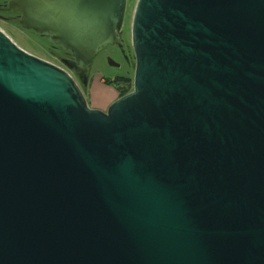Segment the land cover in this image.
Listing matches in <instances>:
<instances>
[{
	"label": "water",
	"instance_id": "obj_1",
	"mask_svg": "<svg viewBox=\"0 0 264 264\" xmlns=\"http://www.w3.org/2000/svg\"><path fill=\"white\" fill-rule=\"evenodd\" d=\"M127 6L9 3L72 59L0 29V264H264V0H137L132 91L92 109Z\"/></svg>",
	"mask_w": 264,
	"mask_h": 264
},
{
	"label": "rangeland",
	"instance_id": "obj_2",
	"mask_svg": "<svg viewBox=\"0 0 264 264\" xmlns=\"http://www.w3.org/2000/svg\"><path fill=\"white\" fill-rule=\"evenodd\" d=\"M3 0H0V5ZM137 0H128L126 25L128 34L131 33L132 17ZM9 12H0V29L27 52L48 62L61 66V63L50 50L52 41L48 37H42L33 30L23 28L17 20H13ZM10 15V16H9ZM113 50H110L112 52ZM117 74H123L115 70L99 57L94 63L88 87L80 83V87L86 97L87 103L92 109L107 110L119 99V88L124 87L122 83L109 85L112 78ZM119 91V92H118Z\"/></svg>",
	"mask_w": 264,
	"mask_h": 264
},
{
	"label": "flooded vegetation",
	"instance_id": "obj_3",
	"mask_svg": "<svg viewBox=\"0 0 264 264\" xmlns=\"http://www.w3.org/2000/svg\"><path fill=\"white\" fill-rule=\"evenodd\" d=\"M11 0H3V3L0 5V12H9L11 13V17L13 20H17L20 23L21 17L16 15L11 9H9V3ZM9 15V16H10ZM40 35V34H39ZM42 37H48L51 41V37L49 35H40ZM122 45L123 50H121L118 47H108L103 52H101L95 59L94 63L98 60L99 57H103L105 59V62H107L108 56L113 58L115 60L113 65H120V68L112 67L115 70L122 71L123 74H117L112 78L113 83H119L120 80H127L129 81V85H131V91L133 88V75L134 71L132 69V65L134 64L135 57L134 52L132 49V40H131V33L128 34L127 32V25L125 22L124 28H123V37H122ZM110 50H113L110 52ZM53 54L56 55V58L59 60L62 64V60L64 59H72V55L70 52L66 51L63 47L57 46L52 41V49L50 50ZM94 65V64H93ZM109 65V64H108ZM120 98V93H119ZM104 112H107V110H103Z\"/></svg>",
	"mask_w": 264,
	"mask_h": 264
},
{
	"label": "trees",
	"instance_id": "obj_4",
	"mask_svg": "<svg viewBox=\"0 0 264 264\" xmlns=\"http://www.w3.org/2000/svg\"><path fill=\"white\" fill-rule=\"evenodd\" d=\"M119 83H122L123 86H124L122 88H119L120 92L119 91L118 92L120 93V97H122V96H124V95H126V94L131 92V85H129V81L123 79V80H120ZM112 84H114V83L110 82L109 85H112Z\"/></svg>",
	"mask_w": 264,
	"mask_h": 264
},
{
	"label": "built area",
	"instance_id": "obj_5",
	"mask_svg": "<svg viewBox=\"0 0 264 264\" xmlns=\"http://www.w3.org/2000/svg\"><path fill=\"white\" fill-rule=\"evenodd\" d=\"M54 64V63H53Z\"/></svg>",
	"mask_w": 264,
	"mask_h": 264
}]
</instances>
